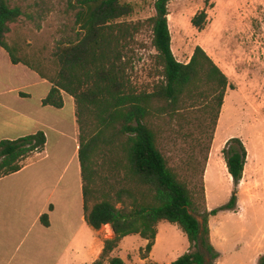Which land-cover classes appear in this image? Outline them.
<instances>
[{
	"label": "trees",
	"instance_id": "16d2710c",
	"mask_svg": "<svg viewBox=\"0 0 264 264\" xmlns=\"http://www.w3.org/2000/svg\"><path fill=\"white\" fill-rule=\"evenodd\" d=\"M172 1L156 0L153 17L131 21L127 18L135 9L124 0H71L75 34L58 42L52 54L44 57L43 52L29 53L18 42L8 41L12 24L24 13L21 7L0 0V46L14 64L26 65L52 84L43 105L63 108L65 94L75 100L86 220L95 229L110 224L114 232L94 264H127L112 253L124 237L133 234L147 240L145 251H141L147 258L162 221L177 224L190 242L188 251L171 264H214L220 253L211 241L209 218L237 208L248 160L242 138H230L222 149L234 184L230 200L209 210L204 182L225 95L232 85L201 45L196 46L189 62L176 58L169 25ZM206 19L207 12L202 10L192 18V24L202 30ZM146 25L151 28L155 60L161 68L160 78L150 89L135 86L131 76L136 36ZM190 110L199 111L197 128L208 137L202 183L194 189L161 147L160 123L177 120L184 130L185 112ZM46 144L43 130L1 140L0 178L20 171L26 159L44 150ZM195 161L192 154L184 164L194 169ZM41 221L48 226L49 214H43ZM258 264H264V254Z\"/></svg>",
	"mask_w": 264,
	"mask_h": 264
},
{
	"label": "rangeland",
	"instance_id": "374dc122",
	"mask_svg": "<svg viewBox=\"0 0 264 264\" xmlns=\"http://www.w3.org/2000/svg\"><path fill=\"white\" fill-rule=\"evenodd\" d=\"M8 1L12 6L21 7L24 14L17 23L12 24V32L7 35V39L10 43L18 42L29 53L43 52L44 57H49L58 42L75 34V12L70 6L71 0ZM124 1L131 3L135 9L127 20H148L155 15L156 0ZM202 10H206L207 19L204 29L199 30L192 24V18ZM169 11L172 50L176 58L186 63L196 46L201 45L219 63L232 85L226 92L221 123L218 122L215 133V156H218V148L227 136L246 140L252 154L251 164L259 171L255 179L260 184L251 194L246 193L242 197L238 194L237 214L232 215L228 210L220 211L219 220L215 219L214 223H222V230L228 239L226 249L234 251V254L242 251L243 255L233 264H251L249 256L264 236V0H175L170 2ZM155 56L151 28L146 25L136 36L134 65L131 69L135 86L150 89L158 81L161 68ZM2 65L0 59V70ZM21 71L23 90L31 94L33 104L38 103L45 92L44 86L35 84L31 70L28 73ZM69 97H66L62 110L45 109L39 103L36 105L42 124L38 129H30L46 133L45 149L51 158L42 163L45 166L52 163L56 154L63 149L65 156H71L76 138L79 142L75 106L73 109ZM198 112H185L188 120L184 122V130L180 127L183 123L177 120L172 124L160 123L163 129L161 147L192 189L195 184L202 183L204 147L208 143L206 134L197 128ZM198 141L201 146L197 145ZM192 154L196 158L194 169L184 164ZM233 189L234 184L230 185L224 168L219 166L216 182L212 185L213 209L227 203ZM59 195L60 190L55 198ZM196 201L201 205L200 194L196 195ZM199 220L202 221V217L199 216ZM102 230L107 233L109 227L103 226ZM158 235L159 239L152 249L153 260H176L190 245L185 232L177 224L168 221L159 224ZM146 245L145 239L133 234L120 243L115 251H128L130 257H142L141 251H145ZM231 257V254L227 255V264ZM135 264L143 262L138 258Z\"/></svg>",
	"mask_w": 264,
	"mask_h": 264
},
{
	"label": "crops",
	"instance_id": "0c3cea01",
	"mask_svg": "<svg viewBox=\"0 0 264 264\" xmlns=\"http://www.w3.org/2000/svg\"><path fill=\"white\" fill-rule=\"evenodd\" d=\"M0 59L3 62L0 70V141L36 133L38 130L30 128L38 129L37 127L42 124L36 109L38 103L45 109L62 110L64 107L59 109L44 106L42 100L49 94L52 84L26 65L14 64L7 51L1 46ZM21 70H25L26 73L31 70L35 84L44 86L45 92L38 103L33 104L31 94L23 90ZM67 96L68 94L64 95L65 103ZM69 98L74 109L75 100L72 96ZM222 113L223 111L219 119L220 123ZM75 120L77 121V117ZM230 138L232 136H227L223 140L217 151L218 156H215L214 152L215 138L209 154L204 174L209 210L213 209L212 185L216 182L219 166L224 168L230 185L233 184V178L222 154V149ZM243 141L248 149V160L243 179L239 184L240 197L243 194L246 196V193H253L260 184L258 179H255L256 172L259 171L251 164L252 154L248 143L246 140ZM75 142V150L71 156L69 154L65 156V149H63L56 154L52 163L45 166L42 163L51 156L44 148L41 152L29 156L20 171L0 178V264H94L101 258L105 240L114 237L110 224L104 225L109 227V232L105 233L102 228L95 229L90 226L86 220L78 138ZM58 190L60 195L55 198ZM239 204L241 206V198ZM228 211L232 215L237 214L235 210ZM45 213L49 214L48 226L41 221ZM220 214L221 212L209 218L211 241L220 253V257L214 264H227L229 254L232 256L229 264H233L243 254L242 251L234 254V251L226 249L228 239L222 230V223H214L215 219L219 220ZM129 236L124 237L121 243ZM158 239L157 234L155 244ZM262 239L255 245V251L249 256L251 264H258L260 252L264 254ZM188 249L189 245L185 252ZM124 252L114 251L112 255L122 257L127 264H135L138 258L143 264L148 262L171 264L174 261L153 260L154 251H151L147 258L139 257V255L130 257V252ZM232 259L234 260L231 261Z\"/></svg>",
	"mask_w": 264,
	"mask_h": 264
}]
</instances>
